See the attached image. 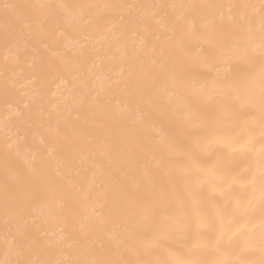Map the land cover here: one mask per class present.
Masks as SVG:
<instances>
[{
  "label": "bare ground",
  "instance_id": "6f19581e",
  "mask_svg": "<svg viewBox=\"0 0 264 264\" xmlns=\"http://www.w3.org/2000/svg\"><path fill=\"white\" fill-rule=\"evenodd\" d=\"M260 3L261 0H0V261L19 259L55 264L69 255L68 245L73 244L75 234L81 225L94 223V217H104L108 230H122L123 218L136 210L122 193L139 197L151 193L155 185L173 196V184L166 175L168 159L153 146L151 137L145 134L141 143L133 142L109 119L126 111L129 105L128 93L113 81L120 68L129 67L125 61L131 53L143 47L146 29L149 43L167 40L175 47L187 45L210 19L229 24L227 7L222 10L224 20L220 21L214 16L216 9L189 6L233 5L232 15L243 14L258 20L256 8L243 6ZM6 4L66 7H57V15L52 16L47 9H5ZM105 4L159 7L142 10L140 23L137 21L141 17L129 11L121 19L118 10L87 7ZM81 13L83 19L91 13L98 23L86 31L79 24ZM151 13L156 14L160 24L150 18ZM112 25L120 29L115 37L110 31ZM50 48L57 49L62 56L53 57ZM197 51L191 48L190 54L195 56ZM140 59L147 63V51L141 53ZM144 91L151 94V86L146 84ZM140 107L149 110L146 101ZM153 121L177 148L184 146L174 122L160 114H154ZM6 130L24 138L29 146L27 157L5 155ZM247 135L245 131L233 146L236 150L230 159L231 174L245 179L261 159L258 126L252 129L255 143L251 151H239V144ZM33 152L42 161L49 186L57 190V200L63 199L72 209L67 221L53 218L51 202L33 194L29 182L33 175L29 168ZM228 152L223 144L216 146V155L227 157ZM100 188L114 194V200L103 202L102 207V202L94 198ZM84 191L92 194L87 201L80 200ZM252 191L241 180L230 191L223 185L215 189L205 186L199 195L211 218L214 210L226 203H246ZM259 196L257 187L256 207L250 210L257 218ZM61 231L63 243L50 246L49 242L57 240L56 234ZM101 238L107 243L106 232ZM247 259L259 260V253L250 254Z\"/></svg>",
  "mask_w": 264,
  "mask_h": 264
},
{
  "label": "snow or ice",
  "instance_id": "6c2138e0",
  "mask_svg": "<svg viewBox=\"0 0 264 264\" xmlns=\"http://www.w3.org/2000/svg\"><path fill=\"white\" fill-rule=\"evenodd\" d=\"M5 9L31 7L47 9L56 16V8L65 5H4ZM90 10L104 8L118 10L121 19L125 11L140 16L146 5L105 4L89 5ZM175 7V6H174ZM183 7V6H181ZM216 9L214 16L224 20L223 9H229L227 26L210 19L203 30L192 36L187 45L172 46L167 40L159 44L149 43L147 29L143 47L133 51L120 68L113 83L128 93L126 111L113 114L109 119L121 129L127 138L141 143L145 134L152 144L168 159L166 175L173 184V196L153 185L151 193L137 196L122 193L126 202L136 208L123 218V228L117 233L108 230L104 217H94L95 222L75 234L71 252L55 264H264V0L256 8L258 20L241 14H231L233 5H191ZM150 18L157 24L155 13ZM98 23L91 13L81 19L80 26L87 30ZM115 37L120 29L112 25ZM167 36V32L163 33ZM159 39V37L157 38ZM197 49L195 56L190 49ZM49 51L53 57L62 56L55 48ZM147 51L148 61L140 59ZM65 63L67 61L65 60ZM151 86L146 95L145 85ZM146 101L149 110L140 107ZM167 117L179 128L184 142L177 148L170 137L158 128L153 115ZM19 115V113H17ZM259 127L260 161L251 175L231 174L230 159L236 145L247 131V139L239 144V151H251L255 143L252 129ZM229 149L227 157L216 155V146ZM5 155L27 157L29 146L18 133L4 139ZM41 159L33 152L29 164L33 194L51 202L50 215L67 221L72 214L63 199L57 200L56 189L49 186L48 176ZM247 175V174H245ZM245 180L252 197L246 203L237 200L234 206L217 207L211 218L205 209L200 192L205 186L215 189L223 185L227 190ZM116 177H113V183ZM179 188H176V184ZM259 189L258 218L254 210V198ZM90 191H84L80 200L87 201ZM94 198L103 202L114 200L107 188H100ZM244 211L241 212L240 209ZM218 226V235L216 234ZM107 233L108 241L101 238ZM50 241L59 246L64 233ZM32 244L27 243L30 248ZM259 253V260H250V254ZM209 257H212L209 259ZM0 264H35L28 260L0 261Z\"/></svg>",
  "mask_w": 264,
  "mask_h": 264
}]
</instances>
